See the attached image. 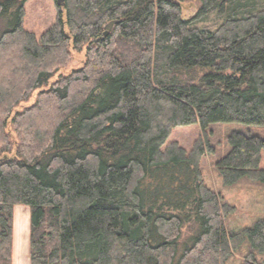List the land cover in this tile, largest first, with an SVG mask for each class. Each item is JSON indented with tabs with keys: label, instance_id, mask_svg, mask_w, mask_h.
Returning <instances> with one entry per match:
<instances>
[{
	"label": "trees",
	"instance_id": "16d2710c",
	"mask_svg": "<svg viewBox=\"0 0 264 264\" xmlns=\"http://www.w3.org/2000/svg\"><path fill=\"white\" fill-rule=\"evenodd\" d=\"M27 1L0 0V264H11L16 206L30 213L29 264H228L244 248L241 264H263L264 218L228 230L235 209L200 162L217 155L213 125L264 128V0H196L190 20L186 0H65L39 37L23 29ZM211 14L221 22L197 26ZM70 44L85 47L83 66L11 117ZM192 125L188 151L167 143ZM226 140L223 185L264 189V139Z\"/></svg>",
	"mask_w": 264,
	"mask_h": 264
},
{
	"label": "rangeland",
	"instance_id": "374dc122",
	"mask_svg": "<svg viewBox=\"0 0 264 264\" xmlns=\"http://www.w3.org/2000/svg\"><path fill=\"white\" fill-rule=\"evenodd\" d=\"M182 17L185 20L192 19L199 8L196 0H186L181 3ZM57 10L53 0H28L24 6L23 29L33 33L36 37L43 34L55 21ZM221 20L215 14L209 15L204 21L197 24L199 27H213L219 24ZM6 28V22L0 24V32ZM70 60L65 66L61 67L48 81L45 86L33 91L29 99L19 104L13 109L11 117L17 113L32 107L37 95L43 91H47L52 83L59 77H67L74 71L79 70L85 61V47L80 51L75 50L71 44ZM10 117V119H11ZM213 136L212 145L215 147L217 155L211 157L205 155L201 162L200 168L203 175L205 185L214 193L221 196L223 201L235 209L234 213L225 220V226L228 230H238L250 227L257 220L264 218V189L251 184H237L232 187H225L219 178L214 166L218 157H223L229 149L226 137L231 132H250L264 139V128L247 127L241 124H216L212 126ZM9 135L14 143L17 142L15 133L8 126ZM200 129L198 125L187 127H178L172 131L167 143L176 142L185 150L191 148L192 143L199 137ZM260 169L264 170V151L261 153ZM190 236L189 228L185 227L182 231L181 241L185 242ZM246 249H242L239 253L232 252V257L228 264H241L246 255ZM260 263L264 264V257L258 258Z\"/></svg>",
	"mask_w": 264,
	"mask_h": 264
},
{
	"label": "crops",
	"instance_id": "0c3cea01",
	"mask_svg": "<svg viewBox=\"0 0 264 264\" xmlns=\"http://www.w3.org/2000/svg\"><path fill=\"white\" fill-rule=\"evenodd\" d=\"M29 209L22 206L13 208L11 264H29Z\"/></svg>",
	"mask_w": 264,
	"mask_h": 264
},
{
	"label": "water",
	"instance_id": "95a60500",
	"mask_svg": "<svg viewBox=\"0 0 264 264\" xmlns=\"http://www.w3.org/2000/svg\"><path fill=\"white\" fill-rule=\"evenodd\" d=\"M53 1L59 7L64 6V3H65V0H53ZM115 24H116L115 22H111V23H109L108 25L105 26V28H104L105 32L103 34L104 37L107 36L108 33L112 31V29L115 26Z\"/></svg>",
	"mask_w": 264,
	"mask_h": 264
}]
</instances>
